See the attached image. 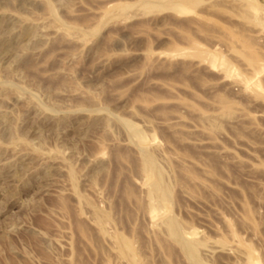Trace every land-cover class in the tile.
Returning a JSON list of instances; mask_svg holds the SVG:
<instances>
[{
  "label": "rangeland",
  "instance_id": "rangeland-1",
  "mask_svg": "<svg viewBox=\"0 0 264 264\" xmlns=\"http://www.w3.org/2000/svg\"><path fill=\"white\" fill-rule=\"evenodd\" d=\"M187 247L264 264V0H0V264Z\"/></svg>",
  "mask_w": 264,
  "mask_h": 264
},
{
  "label": "bare ground",
  "instance_id": "bare-ground-1",
  "mask_svg": "<svg viewBox=\"0 0 264 264\" xmlns=\"http://www.w3.org/2000/svg\"><path fill=\"white\" fill-rule=\"evenodd\" d=\"M147 158V163L146 162H144V163H146V168H151V164L150 163H152V162H149L148 161V157H146ZM145 158V159H146ZM149 162V163H148ZM154 163V162H153ZM148 166V167H147ZM153 167V166H152ZM155 169V168H154ZM162 184V183H161ZM164 187V186H163ZM159 188V187H158ZM160 190V189H159ZM160 194V193H159ZM172 225V224H171ZM176 232H178V231H176ZM170 235L171 236H173L174 237V239H179V237L177 236V234L175 233V230L172 228V227H170ZM185 247V246H184ZM185 251V250H184ZM186 253L187 254H185V255H189L190 257H192L193 259H195V256H194V249H192V248H186ZM188 256V257H189ZM194 264H200V262L198 261V260H194Z\"/></svg>",
  "mask_w": 264,
  "mask_h": 264
}]
</instances>
